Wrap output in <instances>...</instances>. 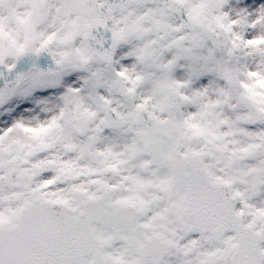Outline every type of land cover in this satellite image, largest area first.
I'll return each mask as SVG.
<instances>
[{
  "label": "snow or ice",
  "instance_id": "obj_1",
  "mask_svg": "<svg viewBox=\"0 0 264 264\" xmlns=\"http://www.w3.org/2000/svg\"><path fill=\"white\" fill-rule=\"evenodd\" d=\"M0 264H264V0H0Z\"/></svg>",
  "mask_w": 264,
  "mask_h": 264
}]
</instances>
